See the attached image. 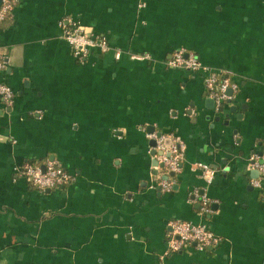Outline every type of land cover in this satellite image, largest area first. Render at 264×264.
I'll return each mask as SVG.
<instances>
[{
	"label": "crops",
	"instance_id": "crops-1",
	"mask_svg": "<svg viewBox=\"0 0 264 264\" xmlns=\"http://www.w3.org/2000/svg\"><path fill=\"white\" fill-rule=\"evenodd\" d=\"M62 21L110 51L78 61ZM180 49L238 85L223 113L207 107L206 73L168 66ZM0 61L15 93L0 98V264H264V189L250 167L264 155V0H20L0 23ZM153 133L185 144L179 173L155 165ZM47 161L73 182L40 191L18 173ZM200 163L216 171L211 185ZM171 221L221 243L172 253Z\"/></svg>",
	"mask_w": 264,
	"mask_h": 264
},
{
	"label": "built area",
	"instance_id": "built-area-1",
	"mask_svg": "<svg viewBox=\"0 0 264 264\" xmlns=\"http://www.w3.org/2000/svg\"><path fill=\"white\" fill-rule=\"evenodd\" d=\"M19 2L20 0H3L2 7L0 8V23L5 22L11 17ZM60 27L63 29L64 40L71 47L74 57L80 62L84 61L93 50L106 53L111 49L106 39L85 33L80 25L74 21H62ZM116 58L120 59L121 53L117 52ZM132 59L143 60L145 57L132 56ZM168 66L178 70L206 73L204 80L205 89L207 94L218 104L232 101L235 92L238 90V85L231 84L219 71L203 65L195 54L185 49L175 51L168 62ZM5 68L6 63L0 61V71ZM229 91L233 92L232 96L228 95ZM0 98L9 105H12L15 100V93L11 87L0 84ZM148 138L156 142L155 151L160 153L156 158L158 167L166 170L167 175L179 173L185 158V144L174 135H158L153 133ZM197 167L202 171L206 184L211 185L215 179L216 171L203 163L198 164ZM250 167L260 175V179L252 181L251 185L256 189H264V155H253L250 159ZM18 173L30 185L40 191L59 189L73 182L72 176L60 164L54 161H47L44 165L27 162L19 169ZM159 181L158 185L164 192L172 191V181L162 179V177H159ZM201 201L203 205L202 211L205 214L209 213L208 198L203 195ZM169 228L168 247L172 253L182 252L184 249L194 245L196 249L204 251L208 248L217 247L221 243V239L205 225L171 221Z\"/></svg>",
	"mask_w": 264,
	"mask_h": 264
},
{
	"label": "water",
	"instance_id": "water-1",
	"mask_svg": "<svg viewBox=\"0 0 264 264\" xmlns=\"http://www.w3.org/2000/svg\"><path fill=\"white\" fill-rule=\"evenodd\" d=\"M2 3H3V0H0V8L2 7ZM228 95L229 96H232L233 95V92L232 91H229L228 92ZM228 103L231 104V101H228ZM206 104H207V107L209 109H214L215 108V105H216V101L214 99H209V100H207ZM224 104H225V102H221V107L218 109V112L219 113H223L224 112ZM235 111H236V107H233L232 110H231V113H234ZM152 143H153L152 144V147H155L156 148V142L153 141ZM152 155L155 157V156L160 155V153L157 152V151H154V153ZM155 165L158 166V162H157L156 159H155ZM256 173H258V172L256 171ZM159 190H161V189H159Z\"/></svg>",
	"mask_w": 264,
	"mask_h": 264
}]
</instances>
